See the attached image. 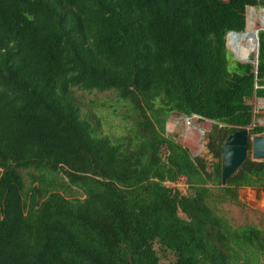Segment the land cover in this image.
I'll return each instance as SVG.
<instances>
[{
	"label": "trees",
	"instance_id": "1",
	"mask_svg": "<svg viewBox=\"0 0 264 264\" xmlns=\"http://www.w3.org/2000/svg\"><path fill=\"white\" fill-rule=\"evenodd\" d=\"M247 7L264 0H0V264H264V228L217 210L264 193V161L220 180L264 98V30L256 66L226 46ZM76 91L114 93L127 133L101 134ZM172 113L212 122L210 171L166 136Z\"/></svg>",
	"mask_w": 264,
	"mask_h": 264
},
{
	"label": "rangeland",
	"instance_id": "2",
	"mask_svg": "<svg viewBox=\"0 0 264 264\" xmlns=\"http://www.w3.org/2000/svg\"><path fill=\"white\" fill-rule=\"evenodd\" d=\"M258 11L259 7L246 8L247 25L245 30L250 26L251 21H254L253 28L255 30L264 28V22L260 20L258 15H255ZM226 46L230 50L228 45ZM75 96L80 101L82 114L84 116L87 113L89 114L93 125H98L101 134L120 136L127 133L126 127H129L130 124L120 117L124 112V105L116 100L114 93L76 91ZM247 102L253 107L254 113L253 124L247 127L249 134V130L254 125L264 126V98L253 97L248 99ZM211 130V121L198 119L197 116L188 118L176 113L170 114L165 124L166 136L186 147L192 156L203 158L207 163L208 171H210V167L215 161L208 152L206 145L207 135ZM260 135H264V133ZM249 154L248 157H250ZM24 180L28 182L26 177H24ZM165 185L177 189L181 194L189 193L184 178L178 180L175 184L167 182ZM238 194L241 206L222 203L218 206V213L227 218L233 225L253 224L264 228V193H261L257 199L255 198V192L250 188L240 189ZM179 216L184 218L182 213H179ZM155 247L157 248L158 245ZM162 261L167 260L163 258Z\"/></svg>",
	"mask_w": 264,
	"mask_h": 264
},
{
	"label": "water",
	"instance_id": "3",
	"mask_svg": "<svg viewBox=\"0 0 264 264\" xmlns=\"http://www.w3.org/2000/svg\"><path fill=\"white\" fill-rule=\"evenodd\" d=\"M259 10H264V7H259ZM260 30H264V28ZM258 32L259 30H256L254 34V46H251L247 43L246 30H244L243 32L231 31L227 33L226 39L229 34H235L239 36V39L236 43L237 52L233 53L230 50L231 54L237 61H240L242 63H250L252 65L255 64L256 66L258 50ZM248 140L250 142L249 151ZM248 154L250 155V159L253 161H264V135L255 134L249 136L248 130L243 129L235 131L234 133L226 137L221 147L220 157V180L222 185H225L227 179H229L244 163V161L248 157Z\"/></svg>",
	"mask_w": 264,
	"mask_h": 264
},
{
	"label": "bare ground",
	"instance_id": "4",
	"mask_svg": "<svg viewBox=\"0 0 264 264\" xmlns=\"http://www.w3.org/2000/svg\"><path fill=\"white\" fill-rule=\"evenodd\" d=\"M253 12V10H252ZM254 15V14H253ZM255 15L260 17V20L262 22H264V10H259L258 13H255ZM254 26V21H251L250 26L246 29V33H247V43L251 46H254L255 44H253L254 39H255V29L253 28ZM239 39V36L235 35V34H229L227 37V45L230 48V50L233 53L237 52V48H236V43Z\"/></svg>",
	"mask_w": 264,
	"mask_h": 264
},
{
	"label": "built area",
	"instance_id": "5",
	"mask_svg": "<svg viewBox=\"0 0 264 264\" xmlns=\"http://www.w3.org/2000/svg\"><path fill=\"white\" fill-rule=\"evenodd\" d=\"M180 179H182V178H180ZM180 179H179V180H180Z\"/></svg>",
	"mask_w": 264,
	"mask_h": 264
},
{
	"label": "crops",
	"instance_id": "6",
	"mask_svg": "<svg viewBox=\"0 0 264 264\" xmlns=\"http://www.w3.org/2000/svg\"><path fill=\"white\" fill-rule=\"evenodd\" d=\"M246 189V188H245ZM249 189V188H248Z\"/></svg>",
	"mask_w": 264,
	"mask_h": 264
}]
</instances>
